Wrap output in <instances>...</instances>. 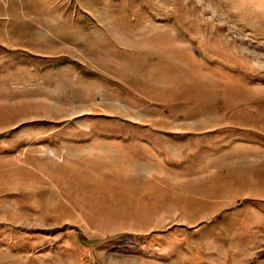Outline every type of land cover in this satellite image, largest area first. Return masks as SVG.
<instances>
[{
  "label": "rangeland",
  "instance_id": "rangeland-1",
  "mask_svg": "<svg viewBox=\"0 0 264 264\" xmlns=\"http://www.w3.org/2000/svg\"><path fill=\"white\" fill-rule=\"evenodd\" d=\"M0 264H264V0H0Z\"/></svg>",
  "mask_w": 264,
  "mask_h": 264
},
{
  "label": "bare ground",
  "instance_id": "bare-ground-1",
  "mask_svg": "<svg viewBox=\"0 0 264 264\" xmlns=\"http://www.w3.org/2000/svg\"><path fill=\"white\" fill-rule=\"evenodd\" d=\"M257 14V13H256ZM206 77V76H205ZM203 78V77H202Z\"/></svg>",
  "mask_w": 264,
  "mask_h": 264
}]
</instances>
